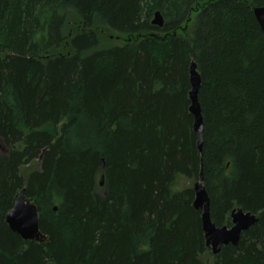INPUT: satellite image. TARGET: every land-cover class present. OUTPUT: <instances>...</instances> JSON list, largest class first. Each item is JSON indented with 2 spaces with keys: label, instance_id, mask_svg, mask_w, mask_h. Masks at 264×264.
Returning <instances> with one entry per match:
<instances>
[{
  "label": "trees",
  "instance_id": "trees-1",
  "mask_svg": "<svg viewBox=\"0 0 264 264\" xmlns=\"http://www.w3.org/2000/svg\"><path fill=\"white\" fill-rule=\"evenodd\" d=\"M255 7L264 0H0V264H264ZM200 172L217 227L234 208L257 216L217 254L192 205ZM22 188L47 242L6 224Z\"/></svg>",
  "mask_w": 264,
  "mask_h": 264
},
{
  "label": "water",
  "instance_id": "water-1",
  "mask_svg": "<svg viewBox=\"0 0 264 264\" xmlns=\"http://www.w3.org/2000/svg\"><path fill=\"white\" fill-rule=\"evenodd\" d=\"M253 13L264 37V7H255ZM152 23L157 26H162L163 19L158 11L155 12ZM189 84V112L193 117V131L197 135V148L199 152H202L203 121L198 102L201 79L194 61H191L189 65ZM41 156L42 153L38 158V162ZM99 185H103V176L99 179ZM193 192L194 198L192 205L195 210L201 211V227L205 245L213 254H217L224 245H237L242 232L246 231L257 221L256 214L245 212L241 208H234L230 213L231 225L217 227L210 218L209 198L203 185L201 172L198 181L193 184ZM5 221L9 229L16 233L22 240L34 241L36 243L47 242V236L39 229L37 207L30 198L26 197L25 188L18 190L14 195L12 207L6 214Z\"/></svg>",
  "mask_w": 264,
  "mask_h": 264
},
{
  "label": "rangeland",
  "instance_id": "rangeland-1",
  "mask_svg": "<svg viewBox=\"0 0 264 264\" xmlns=\"http://www.w3.org/2000/svg\"><path fill=\"white\" fill-rule=\"evenodd\" d=\"M6 151H7V147H6V145L4 144V142H3V140L0 138V152L1 153H6ZM39 163V162H38ZM103 186V185H102Z\"/></svg>",
  "mask_w": 264,
  "mask_h": 264
},
{
  "label": "bare ground",
  "instance_id": "bare-ground-1",
  "mask_svg": "<svg viewBox=\"0 0 264 264\" xmlns=\"http://www.w3.org/2000/svg\"><path fill=\"white\" fill-rule=\"evenodd\" d=\"M101 176H102V175H101ZM101 176H100V177H101ZM99 179H100V178H99ZM203 237H204V234H203ZM204 241H205V240H204Z\"/></svg>",
  "mask_w": 264,
  "mask_h": 264
}]
</instances>
